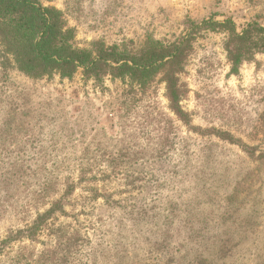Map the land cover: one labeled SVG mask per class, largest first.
<instances>
[{
  "label": "rangeland",
  "instance_id": "rangeland-1",
  "mask_svg": "<svg viewBox=\"0 0 264 264\" xmlns=\"http://www.w3.org/2000/svg\"><path fill=\"white\" fill-rule=\"evenodd\" d=\"M40 5L60 12L78 50L138 53L204 19H230L237 32L253 21L264 28V0ZM227 37L206 30L191 43L177 75L186 122L169 111L162 74L145 91L80 70L34 79L0 51V264H264V52L233 73ZM82 159L90 178L119 171L132 186L103 177L93 199L76 184L44 215L61 182L77 183Z\"/></svg>",
  "mask_w": 264,
  "mask_h": 264
},
{
  "label": "trees",
  "instance_id": "trees-1",
  "mask_svg": "<svg viewBox=\"0 0 264 264\" xmlns=\"http://www.w3.org/2000/svg\"><path fill=\"white\" fill-rule=\"evenodd\" d=\"M206 30L228 33L224 50L233 73L241 62L251 61L256 54L264 52V28L258 22H249L237 32L230 19L223 22L213 19L191 22L188 32L173 43L148 40L138 53L102 45H94L92 50H78L72 46V34L65 29L60 12L54 8L43 7L40 0H0V51L3 58L11 59L19 72L34 79L52 75L63 79L71 78L80 70L86 79L96 82H101L105 77L128 80L142 91L153 83L157 75L162 74L168 109L183 122H186V115L179 104L185 92L177 75L182 72L196 35ZM218 137L225 139L224 133ZM89 163L84 159L78 162L77 183L68 179L61 182L60 185H64L61 194L58 199L47 203L50 208L44 215H50L53 210L63 207L77 185L88 188L86 193L91 191L93 199H96L99 186L93 183L104 182L101 178L115 181L131 179L126 173L125 176H120L117 171L109 176L104 170H99L101 178H90ZM93 163L97 165L98 162ZM110 164L115 170L117 160L110 161ZM125 185L132 186V183L128 181ZM46 191L47 189L42 190L43 199ZM42 218L43 215L37 217L35 226H41ZM25 232L34 235L32 230Z\"/></svg>",
  "mask_w": 264,
  "mask_h": 264
}]
</instances>
